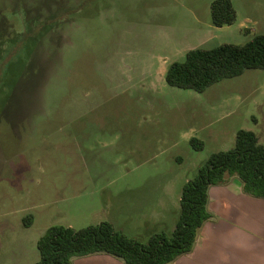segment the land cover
I'll return each instance as SVG.
<instances>
[{"label":"rangeland","instance_id":"374dc122","mask_svg":"<svg viewBox=\"0 0 264 264\" xmlns=\"http://www.w3.org/2000/svg\"><path fill=\"white\" fill-rule=\"evenodd\" d=\"M213 1L0 0V264H36L54 225L171 233L212 154L239 130L264 144V71L202 93L165 81L191 49L264 35V0H230L223 27Z\"/></svg>","mask_w":264,"mask_h":264},{"label":"trees","instance_id":"16d2710c","mask_svg":"<svg viewBox=\"0 0 264 264\" xmlns=\"http://www.w3.org/2000/svg\"><path fill=\"white\" fill-rule=\"evenodd\" d=\"M210 10L215 27L236 20L230 0H215ZM256 69L264 71V35H256L244 45L191 49L184 61L168 67L165 81L171 87L202 93L224 79ZM191 143L196 149L202 148L197 139ZM232 178L241 182L245 195L264 199V144L253 131L239 130L233 149L212 154L184 184L171 233H155L142 243L117 232L108 222L80 230L54 225L37 242L40 260L36 264H72L74 258L94 254L108 255L124 264H170L193 251L199 230L215 218L208 209L209 188L225 185Z\"/></svg>","mask_w":264,"mask_h":264},{"label":"crops","instance_id":"0c3cea01","mask_svg":"<svg viewBox=\"0 0 264 264\" xmlns=\"http://www.w3.org/2000/svg\"><path fill=\"white\" fill-rule=\"evenodd\" d=\"M215 216L199 230L193 251L170 264H264V199L242 192L236 178L209 188ZM72 264H124L111 256L74 258Z\"/></svg>","mask_w":264,"mask_h":264}]
</instances>
